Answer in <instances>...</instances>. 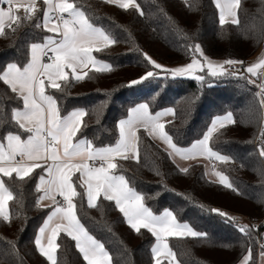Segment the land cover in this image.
Segmentation results:
<instances>
[{
    "label": "trees",
    "instance_id": "obj_1",
    "mask_svg": "<svg viewBox=\"0 0 264 264\" xmlns=\"http://www.w3.org/2000/svg\"><path fill=\"white\" fill-rule=\"evenodd\" d=\"M70 2L116 40L93 52L110 63L111 71L91 68L79 80L70 73L67 82L59 81L60 90L46 85L62 117L78 109L86 113L75 140L87 139L94 147L114 145L120 138L118 122L130 116L131 108L146 103L151 114L173 109L164 131L178 147L190 149L208 132L214 117L232 113L234 122L217 129L209 140L213 151L229 158L227 162L217 160V167L229 177L231 188L211 179L202 161L180 167L170 149L143 127L137 130L138 161L118 159L115 172L125 176L153 214L169 210L178 222L206 233V237L168 238L181 264H238L249 250L248 264H257L264 248V223L255 226L264 218V156L259 154L264 147L263 91L247 73L229 69L232 75L221 77H211L204 69L203 81L159 75L146 56L178 65L201 56L194 52L200 44L203 55L238 61L236 64L247 68L264 47V0H241L238 24L220 23L215 0H135L143 15L106 0ZM38 9L36 17L43 23L44 4ZM36 22L13 25L15 32L5 25L0 35V72L8 63L26 64L30 45L51 35L43 27L36 28ZM149 71L155 73L152 78L131 84ZM22 107L17 94L0 81V137L8 131H21L15 126L12 110ZM42 174L36 169L25 181L15 174L11 180L4 178L13 190V200L8 204L9 219L0 217V264H51L35 245L38 229L50 214L49 206L41 200L38 203L42 191L36 188ZM73 181L80 192L77 175ZM74 202L81 224L104 244L112 264H155L152 249L156 238L147 229L133 230L114 201L101 198L97 207H89L81 197ZM239 217H244L243 222H238ZM245 225L249 231L240 232ZM57 244V264H87L76 242L65 233H60Z\"/></svg>",
    "mask_w": 264,
    "mask_h": 264
},
{
    "label": "snow or ice",
    "instance_id": "obj_2",
    "mask_svg": "<svg viewBox=\"0 0 264 264\" xmlns=\"http://www.w3.org/2000/svg\"><path fill=\"white\" fill-rule=\"evenodd\" d=\"M106 2L118 4L124 10L134 8L143 15L135 0ZM43 3L46 8L41 23L36 17L40 10L37 0H0V35L4 34L5 25L15 32L13 25L19 27L22 22H32L34 19L37 21L34 25L36 28L43 27L55 34L45 37L44 43L30 45V59L26 64L21 66L18 63H8L5 70L0 72V81L9 86L11 92L16 93L23 102L22 109L12 110L15 126L21 131H8L0 137V217L5 221L9 219L7 205L8 201L13 200V190L6 185L4 178L11 180L15 174L19 181H25L31 179L36 169H41L46 175L39 176L36 190L42 191L43 195L39 197L38 203L48 198L53 201L55 207L49 206L50 214L38 229L39 235L35 239V245L51 264H57L55 254L59 245L56 241L61 232L76 242L75 246L83 254L87 264H112V257L104 244L91 236L77 217L74 202L76 197L86 199L89 207H97L96 202L101 198L114 201L133 230L138 233L141 228L147 229L156 238L157 245L152 249L155 264H164V261H167V264H179L175 252L169 246L168 238L206 237V233L195 231L186 223H178L175 215L169 210H165L161 215L153 214L143 203L144 197L129 187L125 176L114 174L118 169L115 161L118 158L138 161L139 137L136 129L137 126H142L150 135H159L165 140L175 154L185 157L206 154L227 162V156L220 155L209 147V140L218 125L224 127L225 121L234 122L232 114L228 113L223 118L217 117L201 140L194 142L190 149H182L173 143L172 137L164 131L165 125L159 123V117L164 113L153 116L149 105L142 103L131 108L128 119L118 122L120 138L114 145L94 147L87 139H78L74 143L81 129L82 117L86 113L84 110H74L62 117L56 99L45 92V81L50 88L60 90L61 86L57 80L67 82L69 79L66 68H70L75 74L77 67L100 63L92 55L93 46L101 44L106 47L116 43V40L110 33L96 27L85 12L70 0H43ZM215 4L219 9L221 24L225 23L226 16L231 18V23H239L237 12L241 0H215ZM21 11L23 15H20ZM194 52L203 57L206 65L193 59L185 66L166 69L151 57L146 56V59L155 69H163L172 77L192 75L194 71H203L205 67L211 77L232 75L224 65L240 63L234 60L214 63L203 56L199 45L195 46ZM45 57H48L50 62L43 63ZM261 68H264V59L253 63L246 71L255 76ZM97 71H111V66L103 64ZM154 75L153 71H149L145 76L131 81V84H139ZM82 78L75 75L76 80ZM195 78L201 81L204 79L203 76ZM167 113L173 114V110L168 109ZM24 133L28 134L26 139H22ZM259 154L264 156V147L259 149ZM182 171L186 172L187 169ZM77 173L80 192L77 191V184L73 182V176ZM217 175L220 176L221 184L232 187L226 176L220 173ZM57 196L61 199L57 200ZM212 211L221 216L226 215L217 209ZM239 231L247 233L248 226H241ZM45 238L46 244L43 242ZM261 255L264 256V253ZM250 257L251 250L249 255L244 257L242 264H248Z\"/></svg>",
    "mask_w": 264,
    "mask_h": 264
},
{
    "label": "rangeland",
    "instance_id": "obj_3",
    "mask_svg": "<svg viewBox=\"0 0 264 264\" xmlns=\"http://www.w3.org/2000/svg\"><path fill=\"white\" fill-rule=\"evenodd\" d=\"M199 46H200V44H198ZM200 49H201V46H200ZM264 47H262V49L259 51V53H258V55L259 54H261V59H264ZM202 51V50H201ZM204 57H208V56H205V55H203ZM149 57H151L152 58V60H154V61H156L157 63H159V64H161L162 66H163V68H166V69H173V68H177V67H182V66H185V65H187V64H189L188 62H186V63H182V64H178V65H166V64H163V63H161L160 61H158V60H156L155 58H153L152 56H149ZM198 58V57H197ZM212 62H214V63H221V62H223V61H225V60H223V59H216V58H211V57H208ZM197 60H200L201 61V64H205L206 65V61L204 60V59H202V58H199V59H197ZM99 62H100V64H107V65H110V63L109 62H107V61H102V60H99ZM96 66H94V68H95ZM224 67L225 68H227L228 69V67L226 66V65H224ZM95 69H97V68H95ZM199 71V70H198ZM158 72H159V75H170L169 73H167V72H165V71H163V69H158ZM70 73H68V75H69ZM72 74H73V72H72ZM74 76L75 75H79V76H83L84 74H77L76 72H75V74H73ZM199 76H202L201 74H192V75H189V76H187V77H199ZM57 83H59V82H57ZM263 90V97H262V100H263V104H264V88L262 89ZM262 92V91H261ZM168 109H172V108H168ZM168 109H165V110H163V111H160L159 113H164V115H162V116H160L159 117V123H163V124H165L167 121H169L172 117H173V114H174V112H173V114H168L167 113V110ZM78 110H81V109H78ZM173 110V109H172ZM228 113H226V114H222V115H218V116H216V117H214V120H216V118L217 117H220V118H223L224 116H226ZM232 114V113H231ZM153 116H155L156 114H152ZM129 118V117H128ZM127 118V119H128ZM213 120V121H214ZM232 120H233V115H232ZM213 123V122H212ZM228 122L227 121H225L224 122V125L225 124H227ZM212 125V124H211ZM138 128H141L142 126H137ZM211 127V126H210ZM220 127H219V125H218V127H217V129H219ZM216 129V130H217ZM215 132V131H214ZM213 132V133H214ZM154 136V138L157 140V141H159L162 145H164V146H166V147H169V149H170V151H171V153H172V155H173V157L175 158V159H177V162H178V165L180 166V167H182V168H186L189 164H191V163H193V162H195V161H202V162H204V164H205V168H206V173H207V175L211 178V179H214V180H217V181H219L220 180V177L217 175V173H220V174H222L223 176H226L227 178H228V182H230V179H229V177L224 173V172H222V171H220L219 169H218V167H217V159H215L214 157H212V158H210V163L211 162H213V164L216 166V168L213 170V169H211L209 166H208V161H209V159L208 160H196V159H192V157H194V156H196V155H189L188 156V158H191L189 161H185V160H180V159H178L177 158V155L178 154H175L174 153V151L170 148V146L168 145V143L165 141V140H163V139H161L160 137H159V135H153ZM182 149H185V148H182ZM215 152V151H214ZM221 155V154H220ZM263 245H264V240H263V243H262ZM261 253H264V248H263V250H261L260 252H259V256H258V263L257 264H264V256H262L261 255ZM249 255V254H248ZM247 255V256H248ZM246 256V255H245ZM244 256V257H245ZM243 259L244 258H242L241 260H240V262L238 263V264H242V262H243Z\"/></svg>",
    "mask_w": 264,
    "mask_h": 264
},
{
    "label": "crops",
    "instance_id": "obj_4",
    "mask_svg": "<svg viewBox=\"0 0 264 264\" xmlns=\"http://www.w3.org/2000/svg\"><path fill=\"white\" fill-rule=\"evenodd\" d=\"M25 2H26V0H25ZM222 2H223V0H222ZM44 4L43 3V0H37V7L39 8V6H40V4ZM6 7V6H5ZM44 8H46V6L44 5ZM82 10V9H81ZM83 11V10H82ZM225 21H231V18L230 17H225ZM96 27H98V26H96ZM98 28H100V27H98ZM51 35L52 36H55V34H53V33H51ZM56 38L57 39H59V37L58 36H56ZM38 43H44V41L43 42H38ZM102 47H105L104 45H101V44H96V45H94L93 46V52H94V50H96V49H99V48H102ZM264 51V50H263ZM92 52V55H93V57L97 60V61H99V60H101V59H98V58H96L95 56H94V53ZM31 54V53H30ZM199 58H202L203 59V57L202 56H199L198 58L196 57V58H194V59H199ZM261 60V54H259V55H257L254 59H252V61L250 62V63H248L247 64V66L246 67H249V66H251L253 63H257V62H259ZM103 61V60H102ZM193 60H191L190 62H188V63H191ZM48 62H50L49 61V59H46V58H44V60H43V63H48ZM103 64H100V63H98V64H96V65H92V64H89V65H87V67H77V69H76V73L77 74H84L88 69H91V68H94V66H96L95 68H100L101 66H102ZM226 66H228V65H226ZM204 69H206V70H208L206 67L204 68ZM65 72H67V73H72V70L70 69V68H66L65 69ZM201 72L202 71H194V73L193 74H201ZM187 76H189V75H187ZM60 80H57V82H59ZM45 85H47V81H45ZM45 92H46V87H45ZM46 94L47 95H49L47 92H46ZM23 108V107H22ZM22 108H19V109H22ZM139 128L137 127V129H136V131L138 130ZM22 139H26V138H22ZM74 143L76 142V140L74 139V141H73ZM93 145V144H92ZM210 147V146H209ZM168 149H169V147H167ZM177 158L178 159H180V160H185V161H189L191 158H188V156L187 157H185V156H182V155H180V154H178L177 155ZM210 158H212V157H209L208 155H196V156H194V157H192V159H198V160H208L209 159V163H208V166L211 168V169H215L216 168V166L213 164V162H211L210 163ZM17 159L19 160L20 158L19 157H17ZM119 159V158H118ZM117 159V160H118ZM175 159V158H174ZM191 159V160H192ZM117 160L115 161L116 163H117ZM176 160V162H177V159H175ZM76 162H80V161H76ZM89 163L91 164V161H89ZM178 163V162H177ZM212 164L214 165V166H212ZM114 174L115 175H120V174H118V173H116V172H114ZM42 175H46L45 173L44 174H42ZM78 177H79V173H77L76 174ZM219 176V175H218ZM220 177V176H219ZM46 179H47V177H46ZM74 182V181H73ZM41 187H46V186H41ZM130 187V186H129ZM43 195V192L41 193V196ZM60 197L59 196H57L56 197V199L58 200ZM8 204H9V201H8ZM41 204L42 205H44V206H51V207H55V204L53 203V201L51 200V199H48V198H45V199H43V200H41ZM7 208H8V213H9V206L7 205ZM178 223H180V224H185L184 222H178ZM186 224H188V223H186ZM189 225V224H188ZM39 235V234H38ZM45 244L47 243V240H46V238L44 239V241H43ZM56 243H57V241H56ZM157 245V241L155 242V244H154V246H153V248L155 247ZM107 251V250H106ZM249 254V253H248ZM247 254V255H248ZM56 255V258H57V253L55 254ZM246 255V256H247ZM154 258H155V254H154ZM161 259H163V257H161ZM176 260H178L177 259V257H176ZM179 264H181L180 262H179Z\"/></svg>",
    "mask_w": 264,
    "mask_h": 264
},
{
    "label": "built area",
    "instance_id": "obj_5",
    "mask_svg": "<svg viewBox=\"0 0 264 264\" xmlns=\"http://www.w3.org/2000/svg\"><path fill=\"white\" fill-rule=\"evenodd\" d=\"M65 18H67V17L65 16ZM49 55H51V54H49ZM45 58L48 59V57H45ZM227 67L231 71H235L238 73H244V72L247 73V71H246L247 68H245L244 66L239 65V64H234L232 66H227ZM247 74L249 75L250 79L257 85L259 91L260 92L263 91L262 89L264 88V68L259 69L257 75H255V76H253L250 73H247ZM259 138L262 139V135H260ZM212 166H214V165L212 164ZM60 199H61V197L58 200H60ZM243 219H244V217H239L238 222H243ZM263 223H264V218H263V220H261V222H258L255 226L260 227Z\"/></svg>",
    "mask_w": 264,
    "mask_h": 264
}]
</instances>
